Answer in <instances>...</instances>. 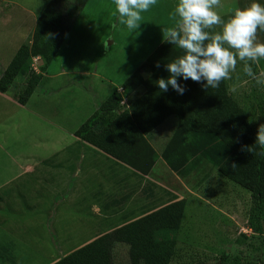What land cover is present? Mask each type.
<instances>
[{
    "label": "rangeland",
    "instance_id": "rangeland-1",
    "mask_svg": "<svg viewBox=\"0 0 264 264\" xmlns=\"http://www.w3.org/2000/svg\"><path fill=\"white\" fill-rule=\"evenodd\" d=\"M47 1L0 0V69L16 49L30 45L31 32ZM253 2L264 5V0H221L215 11L227 22L235 10ZM177 3L178 0H157L142 14L140 27L129 33L113 0H87L81 9L66 17L67 34L44 70L47 77L34 89L30 102L34 113L28 115L15 103L26 73L19 74L8 91L0 94V183L8 184L6 195L0 191V264H51L84 245L91 234L93 238L114 228L115 225L96 226L97 218L88 210L92 200L89 194L80 203L83 212L74 213L69 205H63V185L58 183L63 177L64 138L63 131L55 126L63 125V107L70 99L80 101L82 96L86 101L75 106L76 120L82 122L92 112L87 107L88 95L95 94L102 101L105 94L121 91L124 80L164 40L162 29L174 26ZM212 31L219 32L221 28ZM257 39L264 43V31L258 32ZM39 60H30L36 74ZM243 66L242 62L237 64L232 78L224 81V88L256 136L257 128L264 124V86L247 77ZM252 67L257 74L264 72V60ZM67 82L77 89L63 102V85ZM97 84L101 86L95 91ZM128 103L125 98L121 101L123 105ZM171 121L176 124L175 116H169L146 136L157 155L175 127L169 129ZM70 122L72 127L75 122ZM31 168L37 173L50 171L48 184L21 175ZM88 174L84 183L91 181ZM28 181L34 184L31 190L15 186ZM126 189L132 201L147 200L146 212L184 200L178 230L165 234L174 240L169 264H264V228L258 229L252 221L255 230L249 228V193L224 179L211 163L203 161L186 175L177 176L158 159L147 180H135ZM13 192H22V196ZM71 205L76 207V201ZM128 216L118 224L134 218ZM75 224L79 228H74ZM87 224L91 227L83 226ZM65 232L73 234L71 244L63 238ZM112 262L128 264L126 247H115Z\"/></svg>",
    "mask_w": 264,
    "mask_h": 264
},
{
    "label": "trees",
    "instance_id": "trees-1",
    "mask_svg": "<svg viewBox=\"0 0 264 264\" xmlns=\"http://www.w3.org/2000/svg\"><path fill=\"white\" fill-rule=\"evenodd\" d=\"M86 1L46 2L31 32L30 45L16 49L0 70V94L8 91L19 74L26 73L27 79L15 99L20 106L26 104L40 79L30 68L31 58L42 61L38 71L43 72L67 34L66 17L81 9ZM183 54L164 38L124 80L121 91H111L72 135L141 176L149 173L158 158L177 176L186 175L203 161L209 162L224 179L249 193V228L255 230L252 221L262 230L264 155L260 153H264V148L254 144L256 136L226 95L224 81L216 89L205 90L202 83L177 78L186 89L183 95L170 86L162 92L156 85L158 79L168 77L165 65ZM140 87L143 92L137 98L121 104L123 98ZM169 116H175L176 124L157 155L146 136ZM250 146L254 151L247 150ZM183 210L182 199L168 203L94 238L51 264H113L117 245L126 247L128 264H169L174 240L165 234L178 230Z\"/></svg>",
    "mask_w": 264,
    "mask_h": 264
},
{
    "label": "clouds",
    "instance_id": "clouds-1",
    "mask_svg": "<svg viewBox=\"0 0 264 264\" xmlns=\"http://www.w3.org/2000/svg\"><path fill=\"white\" fill-rule=\"evenodd\" d=\"M113 2L121 23L132 33L140 27L142 14L155 6L157 0ZM220 3L221 0H178L174 26L163 28L162 32L166 42L176 45L184 54L165 65L168 77L156 81L162 92H167L170 86L183 95L186 89L177 78L202 83L205 90L216 89L222 81L232 78L239 62L243 63L247 77L264 86V72L257 74L252 67L264 60V43L257 39L258 32L264 31V5L253 2L245 9L235 10L225 22L215 11ZM216 27L221 31L213 32ZM231 90L235 92L236 88ZM254 144L264 148V124L257 128ZM247 150L252 152L254 147Z\"/></svg>",
    "mask_w": 264,
    "mask_h": 264
},
{
    "label": "crops",
    "instance_id": "crops-1",
    "mask_svg": "<svg viewBox=\"0 0 264 264\" xmlns=\"http://www.w3.org/2000/svg\"><path fill=\"white\" fill-rule=\"evenodd\" d=\"M34 59L39 58L34 57ZM38 64L40 67L42 65V61L39 60ZM45 71L41 73H39V71L37 72V74H40L39 82H42L43 79L47 77ZM143 76L145 77V74ZM97 86L101 85L97 84L95 86V91ZM74 87V89L76 90L77 87ZM72 88L73 86L70 82H67L65 85H63V102L67 101L68 96L75 91ZM33 92L24 106H20L15 102L18 105V108H21V110H26L28 115L32 114V112L34 113V109L30 107V102L34 94ZM142 92V87L137 88L128 97H126L125 100L130 102L137 98ZM106 96L107 94H105V97ZM81 98L82 99H80V101H78L76 98L70 99L69 104L65 102L63 107V125L59 124L55 126L56 128L59 126L58 131L61 133L63 131V138H67L66 140L63 139V177L60 178L58 185H63V205L65 207L69 205V208L71 209V211H74V213H78L81 211L83 212V210L80 208V203H83L85 201V196L89 194L92 200L90 199L91 202L90 204H88V210L89 212H92L94 216H96V226L100 228L101 226L102 228H109L115 225L114 228L109 230L111 231L123 224L138 219L150 212H153L158 208L146 212L148 208L147 200L138 199L132 201V196L129 195V193L127 192L128 189H126L129 185L133 184V181L135 180H147L148 174L145 176H141L133 173L131 170L124 168L125 166L123 167V165L113 161L101 152L95 150L85 143L78 141L72 135L73 131L78 127V125L83 122H77L76 120L77 108L75 106H79V103L81 104V102H86L84 101L82 96ZM87 98V107H89L93 112L97 104L101 101L95 98V94L88 95ZM8 100L12 101L10 99ZM91 105H93L92 108L90 107ZM71 120L75 122L72 127L69 126L71 125ZM166 120L167 118L163 122H165ZM163 122L160 123L156 128L162 125ZM174 125L175 121H171L168 125L169 129H171ZM33 171L34 169L31 168L27 171H23L21 175L27 176L28 178L34 177L33 180L38 178V183L48 184L51 179L48 177V173L50 171H40L38 173ZM87 172L89 173L88 175L92 178L91 181L87 178L88 181L84 183L83 180L86 178L85 173ZM51 176L53 177L55 176V174ZM7 185L8 184H6V182L0 183V191L4 190L1 194L5 193L6 195L8 193ZM15 186L20 189L28 188V190H31V187H33L34 184L28 181V183L21 182ZM21 193L22 192L15 194L13 192L12 194L16 196H22ZM66 198L67 200H65ZM75 201L76 207H73L71 204ZM128 215H131L130 217L134 216V218L126 223L118 224L122 219L129 217ZM71 226L72 224H70V227ZM75 226L77 227L78 225L75 224L74 228H76ZM83 226L91 227L90 224ZM73 234L75 235L76 231H74ZM73 234L65 232L63 234V238H67V242L71 244L69 240L73 236ZM93 234H91L86 240H84L85 244L104 233L91 238Z\"/></svg>",
    "mask_w": 264,
    "mask_h": 264
}]
</instances>
